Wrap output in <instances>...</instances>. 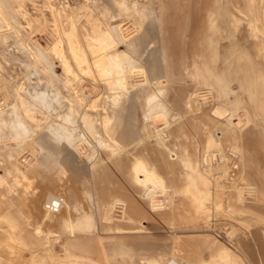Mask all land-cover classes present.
I'll return each mask as SVG.
<instances>
[{
    "label": "rangeland",
    "instance_id": "374dc122",
    "mask_svg": "<svg viewBox=\"0 0 264 264\" xmlns=\"http://www.w3.org/2000/svg\"><path fill=\"white\" fill-rule=\"evenodd\" d=\"M1 1L3 2V6L0 4V108L3 109L0 112V126L6 127L13 135L14 133L17 135H14V137L0 136V175L2 177L0 185V241L6 244L5 246L0 244V264H46L48 263L46 261H49L45 258V254L47 253L43 251L38 253L35 256L36 258H34L35 260L32 259L33 261H31V252L39 251L40 248L45 250L46 246L50 247L52 245L54 238L63 237L64 227L61 226V223L64 219H71L75 222L83 213H86L93 216L96 227H99L97 206L105 199L104 191L110 190L112 193H116L124 198H131L134 194L133 198L136 197L138 200L137 205L143 203L147 205L146 201H142L137 197L138 189L130 183L131 181H129L128 177L119 174L114 168H111L112 173H109L107 178L113 185L109 186L107 184L103 192L95 180L92 178L89 180L91 169L87 154L90 153L97 155V157H104V153L100 151L103 149L99 147L95 137H93L94 121L98 119L101 122V131L105 135L106 132L104 133L102 129L101 120L103 117L102 106L106 102L109 104L110 109L116 110L113 105V98L121 94L126 86L123 77L122 79L119 77V71L113 63L107 64L103 62L99 68L96 67L97 62L106 60L107 56L114 50L113 47L107 45L105 42L104 37H106V34L104 32L105 26L110 21L109 13L111 14L112 12L114 14L116 11L119 12V5L118 0H108L111 3L108 9L105 7V0H101L102 2L96 4L93 1L97 0H70L71 3L74 2L72 5L76 6L73 7L70 4V7L66 11L68 17L64 14V17H62L64 19L61 18L59 23L67 29L68 34L73 36L70 37L71 35H69L70 40L72 42L75 40L79 43L73 42L74 48H71L72 50L64 44H60L55 53L50 48L45 50L46 38L43 35L45 33L42 32V29L49 30V27L52 29V24L46 27L44 25V28H40L43 27V24L39 25V23L37 25L32 24L31 28L21 23V26H18L20 24L15 25L17 18L15 15L9 13L11 11L10 6H8L10 4L9 1ZM151 1L154 2L152 3L153 5H148L147 1L141 4L139 16L135 19L140 21L142 25V30L138 35H142L141 33L144 32L151 37V41L148 38L144 39L145 43H151V48L146 50L144 54L141 47H136V51L142 52L140 54L144 57L140 62L142 63L143 61L147 73L148 71L156 70L161 65V54L158 52V49L161 50L162 47H165L169 56L166 58V69H169L182 79L179 82L180 85H183L179 89V91L183 90L181 93H186L193 88L195 84L190 76L195 74V78L199 81L211 79L217 86L221 85L220 78L223 73L217 72L222 70L224 49L233 43L232 38H235L234 35L237 34L236 37L242 42H244V38L246 39L247 50L256 49L253 44L249 45V43L256 42L250 38L251 33L247 29L246 23H243L242 29H237V31L240 30L237 33V31L234 32V27L237 26V23L232 18L227 17L225 21L219 20L221 22H218L221 30H209L210 11L214 2L213 0ZM253 1L256 2L258 13L263 18L264 4H261L260 0ZM232 2L233 4L230 6L231 11L239 19L238 15L240 11L245 10L246 0H232ZM86 20L88 21L86 22ZM20 21H17V23ZM124 24L123 29L129 25L128 21L124 22ZM23 26L24 29H22ZM17 27L19 29L21 27L22 30H25L27 27L29 31L27 30V33L26 30L24 32ZM68 28H70L73 34L70 33ZM76 33L79 34L80 38H76L74 35ZM208 36L217 44V51L215 48V55H212L213 60L214 56H217L216 64L213 66L214 70L209 68L208 64L204 63V61L200 64L198 58L201 52L204 51V55L207 51L205 50V45L203 47V42ZM53 52L55 54L60 52L64 55L65 61L68 64L67 68L64 65L62 66L63 63L57 58L58 55H55ZM208 54L209 52L207 51L206 56ZM210 59L211 57L208 59V62H211ZM77 61L80 62L77 63ZM263 62L260 65L262 69L264 68ZM6 63H10L11 69L12 67L15 69L7 70ZM195 63H199L200 67H195ZM249 63L250 61L246 59V64ZM125 74L128 77V82L131 83L134 75L129 71H126ZM113 80L115 82L120 80V87H118L119 84L117 86L115 84L112 90H109L111 92H109L106 86ZM179 84L172 85L177 88L180 86ZM150 85L158 86L161 84L156 80L155 83ZM184 89L186 90L184 91ZM80 90L86 92L87 95L85 97H90L87 101L77 96ZM152 91L156 95L153 101L157 102L161 100L159 104L155 105L154 111L163 105L168 106L170 103L172 104L168 96H171L170 99L175 97L173 89H152ZM133 106L135 107V120L133 123L129 121L133 125L130 128V132L141 134L138 136L141 140L154 141L153 136V138H150V136L145 138L146 136H143L142 123H144V111L140 112L139 105L138 107L136 105ZM172 106L174 105L172 104ZM125 108V106L122 107L123 111ZM261 108L264 109V107ZM186 110L188 112L187 108ZM188 114L191 113L188 112ZM182 116L186 120V116ZM262 118L264 119V116ZM147 124L143 126V129H148ZM149 124L155 129L160 127V122L157 120H153V123L151 121ZM195 124H202V122H194ZM208 125L215 132V125H212V123H208ZM259 126L260 128L262 127L260 121ZM185 129L189 136H191V132H193V135L202 134L196 125L192 130L186 125ZM4 132L7 133L8 131ZM110 137L112 140H115V137ZM213 138L216 139V136ZM259 139L264 144V136L260 135ZM200 140L201 142L204 140L203 136H200ZM63 143L71 146L69 153L66 151L60 152L61 148L55 147ZM15 145L21 148L20 153L14 157L13 154L9 156L10 152H13ZM72 145L78 151L72 149ZM96 145L98 146L95 147ZM88 146L90 148L94 146V151H92V148L89 149ZM211 148L214 151H218L214 153L207 152L209 156H215L213 157L215 163L212 161L213 167L211 166V170L214 171L210 172L208 167V169H205L207 171L203 173L208 178L204 177L203 180L206 182V185L208 184L206 186L207 190H205L206 192H197L194 196V199L199 203V213L203 214L207 210L211 216L210 219L213 224L212 232L207 233L215 236L226 246L230 244L229 242H233L239 246L242 252L244 251L242 257L245 259L246 264H260V255L263 254L264 256V226L259 222L248 221L240 215H231L229 213L228 209L232 205V201L229 197L223 195L225 193L222 190L225 189V186L220 184L221 179H209L212 176L218 177L219 173L227 171L226 168L223 169L221 167L222 162L227 163L228 158L225 155L222 156L221 150L216 146H212ZM258 153L259 161H262L263 165L261 169L264 172V147ZM156 155L150 153L151 160H156ZM11 156L12 160L9 158ZM51 156L52 158L49 159ZM202 156L203 153L201 154V161ZM26 157L32 161L28 167L26 166L30 163V160H25ZM7 160H11V163ZM196 160L198 161L197 158ZM126 162L129 163V161ZM202 162L204 163V161ZM196 163L195 166L197 167ZM15 172L16 174H21L20 172L24 173L25 178L17 182L13 177ZM215 174L216 176H214ZM87 181H90V183ZM242 183L245 185L244 180H242ZM154 185V190L151 193L162 191L157 184ZM199 185L202 186L203 184L200 183ZM104 186L105 184L101 185L102 189ZM241 186V184H233L230 191L239 189ZM51 195L59 198V209L52 207L53 205H51L50 209L45 208L47 199ZM213 196L215 197V206L210 211L205 208L210 206ZM151 197H153V194H151ZM217 202L220 206L216 205ZM117 205L122 208L121 204L118 203ZM240 208L242 207L240 206ZM114 210L115 208L112 214ZM150 220L159 221L156 216H152ZM161 222L160 219L159 231H161V234L150 235V239L147 240H150L148 242L152 249L165 251L163 247L168 243V237L166 236L168 225H164ZM233 231L234 233L231 234L230 232ZM131 237H129L130 242L133 241ZM56 244L50 253L52 252L54 256L60 257L61 248H59V243ZM158 246L161 248H158ZM154 253L155 251L151 250L149 255L153 256ZM54 260L59 261L57 258H54Z\"/></svg>",
    "mask_w": 264,
    "mask_h": 264
},
{
    "label": "crops",
    "instance_id": "0c3cea01",
    "mask_svg": "<svg viewBox=\"0 0 264 264\" xmlns=\"http://www.w3.org/2000/svg\"><path fill=\"white\" fill-rule=\"evenodd\" d=\"M152 3L154 2L151 0L147 1L148 5H153ZM209 25H211L210 22ZM239 29L242 28L239 27ZM209 30L212 31L210 26ZM239 31L240 30H238L237 33ZM236 35L235 38H232L233 43L227 46L223 52L224 64L222 65V70L217 73L227 74L225 77H223L224 74H222L223 81L220 86H217L211 79L199 81L197 78H195V74L190 76L195 84L193 88L186 93H181L183 90L179 91V89H181L183 85H180L179 82L182 79L175 73H172L169 69H166V58L169 56L165 47H162L161 50L158 49V52L161 54L160 59L162 63L157 67L156 70L154 69L147 72V82L153 84L157 79L161 85L152 86L153 90L167 88L169 90L173 89V92L175 91V97L170 99L171 96H168V99L172 101V104L175 106V111H177L179 115L186 116V125L191 130L196 125V127L199 128L200 133L205 131L210 133L209 135H212V137L221 136L223 138L224 141L222 146V156H227L228 161L227 163L223 161L221 168H230L232 171L230 172V176H226L224 173H219L218 177L212 176L209 179H221L220 184L225 186V189L222 190L225 193L223 195L229 197V199L232 201V205L228 209L231 215H240L246 218L248 221L259 222L264 226V172L261 169L263 165L262 161H259L258 153V151L264 147L263 142L259 139L260 135L264 136V130L260 128L258 123L262 119V116H264V109L260 107L264 96L262 95L261 91L262 87L257 81V78L259 77L258 72L259 74L263 73L264 68L262 69V67H260V59H256L258 57L257 50L255 48L247 50L246 39L244 38V42H242L236 37ZM147 36L151 41V37H149V35ZM213 41L214 40L208 36L203 42V47L205 45V50H207L209 54L206 56V51L203 55V51L200 55H198L200 60L199 63L202 64L204 61V63H207L209 68L212 69L217 60V56H214V60L212 56L215 55V48L217 47V44H215ZM231 46L233 49H231ZM247 55L250 57V60H248L250 61L249 64H246ZM252 56H254V59ZM210 57L211 62H208ZM199 63H195V67H200ZM177 83L180 86L175 88L172 84ZM198 87L211 89L215 98L219 97V89L222 91V103L217 101L214 108L207 112L205 117L202 115L188 114L186 110V104L189 95L194 88ZM185 90L186 89H184V91ZM234 94L237 96L235 95V97ZM159 101L153 102V104H159ZM130 103L132 105H136L137 107L139 105L140 112L144 110V107L142 106H146L147 104L145 97L133 98ZM127 104H129V102ZM218 107L221 109V111H215V108ZM232 112L236 114L235 116L237 118L242 116H250L249 119L252 120L253 123L249 128L243 129L242 131H238L237 129H229L227 120ZM129 119V121H132V123L134 122V116L132 113L129 114ZM200 121L202 124L194 125V122ZM132 123H129L131 127H133ZM208 123L215 125V132L214 130L210 129ZM135 130L137 131V129ZM4 131L8 132L5 133ZM134 133L137 137L141 135L138 132ZM14 135L17 134L14 133ZM14 135L9 129H6V127L0 126V136L14 137ZM18 135L20 134L18 133ZM144 135L145 134H143V136ZM190 135L193 136V132H191ZM232 136L237 138V143L239 145L237 143L233 144L224 139L226 137ZM153 142L154 141L145 145L137 144V146H130L122 153L116 155H113L112 152L100 150L104 153L103 158L97 157V155L94 154H87L89 167L91 169L89 180L91 178L95 180L102 192L106 188L107 184H109V186L113 185V183L110 182L109 179L107 180V178L109 173H112L111 168H114V170H116L119 174L126 175L128 177L129 181H131L130 183L138 189V194H136L137 197L142 201H146L147 205L142 202L143 204H140V208V205H137L138 200L136 197L133 198L134 194L131 196V198H124L117 195L116 193H112L110 190L104 191L103 194L105 195V199H103L101 204L97 206L98 221L100 223L99 227H96L93 216L86 213H83V215H81L75 222H73L71 219H64L61 223V226L64 227L63 237L54 238L52 245L50 247L46 246L45 250L40 248L39 251L31 252V261L35 260V256L43 251L44 253H47L45 254V258L49 260L46 261L48 262L46 264H246L245 259L242 257V254L244 255V251L242 252L239 246L235 245L233 242L232 245L231 242H229L231 244L228 245L231 247L229 248L224 243L219 241V239H217L215 236L207 233L212 232L213 224L212 220L210 219L211 216L207 210L203 214L199 213V203L194 199L196 193L195 189L194 193L192 194L189 192L187 193L186 191V186H194L197 183L200 184L204 177L208 178L207 175L205 176L203 173L204 171H207L205 169L208 168L201 161V154L204 152L214 153L218 151H214L208 146H205V151L203 148L204 146L190 145L187 152L192 154L193 158L198 159L196 163L197 167L193 168L194 170L191 174L188 169V165L167 161V152L165 147L160 146L159 144H153ZM55 147L61 148L60 152L66 151L68 153L69 149L71 148L70 145H65L64 143ZM88 148H92V151H94V146L91 148L88 146ZM72 149L78 151L74 146ZM20 151L21 148L15 145L13 152H10L9 156L11 154H13V157L17 156ZM56 151L58 152V150ZM176 152L182 153L184 150L180 149ZM150 153L157 154V159L151 160ZM9 158L12 160V156ZM51 158L52 156L49 157V159ZM243 158H245V162H243ZM26 159L30 160V163L26 166L28 167L32 161L27 157L25 160ZM11 160L7 161L11 163ZM126 161H129V163ZM192 163L195 164L194 162ZM136 165L139 166L138 171L140 168H142L143 170L140 171H145L146 173L152 175V178H158L157 180L161 182L163 190H160L157 193H151L154 190V184L151 183L148 178L147 180L142 177L145 179L142 180L140 176L143 175H138L141 172L139 171V173H137L138 171H136ZM257 168L261 171H259ZM20 173L21 174H16L15 172L13 175L17 182L25 178V174L22 172ZM135 173L137 175H134ZM214 176H216V174ZM242 177H244L246 183L252 185L255 190L252 198H249L246 194H243V198L240 197V199H238V192H236L238 191V188L236 190L234 189L230 191L231 185H235L236 182L237 184H244L242 183ZM87 182L90 183V181ZM1 183L2 177L0 175V185ZM102 184H105L103 189L101 187ZM165 193H167L168 196L167 194L165 195ZM151 194H153L154 201L149 198L151 197ZM214 198L215 197L213 196L210 206L206 207L205 209L210 211L212 210V208L215 206ZM167 199L171 200L170 204H164ZM58 202L59 198L51 195L47 199L45 208L50 209L51 205H53L52 207H57V209H59L60 204ZM118 203L121 204L122 208L117 205ZM216 205L220 206L218 202ZM240 206L242 208H240ZM112 208H115L113 215H108L107 210ZM68 209L70 210V208ZM152 216H156V218L158 217L159 221H152L154 220V217L152 220H150ZM160 219L164 225H168V231L166 234L168 237V243H166L163 247V250L165 251H162L161 249H152L148 242L150 240H147L150 239V235L161 234V231H159ZM124 224L130 227L127 228ZM192 230L198 231L192 232ZM230 233L233 234L234 231ZM14 236L18 238L16 234H14ZM130 236L133 238V241L131 242L129 239ZM54 242L59 243L61 248L60 257L54 256L52 252L50 253L54 245H57L54 244ZM0 244H3L4 246L6 245L3 241H0ZM243 247H245V245H243ZM158 248L161 247L158 246ZM151 250L155 251L153 256L149 255ZM229 253L232 256V260L230 259ZM248 253L252 255L250 251H248ZM222 255H224L223 258H221ZM225 257L226 259L228 258L227 261L230 260V263H225ZM54 258L59 259V261L54 260ZM224 259L225 261H223ZM259 260L260 264L264 263L263 254L260 255Z\"/></svg>",
    "mask_w": 264,
    "mask_h": 264
},
{
    "label": "bare ground",
    "instance_id": "6f19581e",
    "mask_svg": "<svg viewBox=\"0 0 264 264\" xmlns=\"http://www.w3.org/2000/svg\"><path fill=\"white\" fill-rule=\"evenodd\" d=\"M4 1H6V0H4ZM8 1L10 3V4L8 3L9 4L8 6H10V8H11V11L10 12L8 11V12L12 15H15V17L17 18V19L16 18H13V19H16L17 21L21 20L19 23H17V21L14 20L16 22L15 25L21 23L22 25L24 24L27 27L31 28L32 24L37 25V23H39V25L43 24V27H40V28H44V25L46 27V26L52 24V26H53L52 29H50V27H49V30L48 29H42V32L45 33L43 35H45V38H46L45 50L50 48L51 50L53 49V51L56 53V50L58 49L57 47L60 44H64L67 48L73 49L74 48L73 42H78L75 40L72 42L70 40L71 38H69V35H71V34H68L67 29L63 25H60V23H59L60 19L62 17H64V14L66 15V11L70 7V4L72 5L74 2L71 3L70 0H8ZM146 1H149V0H118V5H119L118 11L119 12L116 11L114 14L112 12H111V14L109 13L110 21L108 22V25L105 26L106 29H105L104 33L106 34V37H104V38H105V42L107 43V45H110L111 47H113L114 50L111 51V53L107 56L106 60H101L100 62H97L96 67L99 68L103 64V62H106L107 64L113 63V65H115V67H117V70L119 71L118 72L119 77L121 79L123 77V80L125 81L126 86L123 89V92H121V94L116 95L113 98V100H114L113 105H114L116 110L110 109L109 104L106 102L103 104V106H102L103 117L101 120H102V129L104 130V133L106 132V134L103 135V133L101 131V122H99V120L97 119L94 121L95 126L93 127V133H94L93 137H95V139H96V141L99 144V147L101 149H103L105 151L113 152L112 153L113 155L120 154L124 150H126L128 147L133 146V145L137 146V144H140V145L149 144L150 141H146L144 139L141 140V138H138L137 136H135L134 132L131 133L130 132L131 126L129 124V120H130L129 114L132 113V115L135 116V107L130 103L131 100L133 98L145 97L147 104H146V106H142V107H144V110H143L144 111L143 112L144 113L143 114L144 123H142V133L145 134L144 137L145 136H146L145 138H148L147 136H150V138L154 137L153 144H156V145L159 144L160 146L165 147V150L167 152V161L176 162V163H183L184 165H188V167H189L188 169L192 174V172L194 170L193 168L194 167L196 168L195 164H193L192 162L196 163L197 160H196V158H193L192 154L187 152L188 147L190 145H202V146H204L203 148L205 150V146H208V147H212V146L215 147L216 146L222 152V145H223L224 140L221 136H216V139H214L212 137V135L211 136L209 135L210 133H207L205 131H203L202 134L198 133V134H195L193 136H189L186 132V129H185L186 128L185 119L183 118L182 115H179V113L177 111H175L174 106H172L171 103L168 106L163 105L158 110L154 111L156 104H153V102H154L153 100H154V98H156V95L153 93V91L151 89L152 86L150 85V83L147 82V73H146V69L144 68L143 61H142V63L140 62V60H142V58L144 56L142 54H140L142 52H139L138 50L136 51V47H141L143 54H144V52H146V50L151 48V43H145V41H144V39L148 38V36L144 32L141 33L142 35H138V33L141 32V30H142V25L140 24V21L135 20L136 17L139 16L138 14H139V11L141 10V4L143 2H146ZM213 1L214 2L212 5V8H211V11H210V23H211L210 28H211V30L212 31L219 30L220 28H219L218 24L222 20L225 21V18H227V17L232 18L237 23V26H235V24H234V26H235L234 31H237V29L239 27L242 28L243 23H246L245 25H247L246 27L249 30V32L251 33L250 38H252V40H254L256 42V43H254V42L252 43L253 46H255L257 49L258 58H256V59L258 60L260 58V61L263 62L264 61V16H263V18L260 17V15L258 13V8H257L256 2L253 0H246L245 10L240 11V13L238 11V13H239L238 17H240L238 19V18H236V16L231 11L230 6L233 4L232 0H213ZM100 2H102V1L101 0L100 1L99 0L93 1V3H95V4L100 3ZM260 2H261V4H264V0H260ZM0 4H1V6H3L2 1L0 2ZM75 6H73V7H75ZM110 6H111L110 1L105 0V7H107L109 9ZM73 7H72V9H74ZM7 8H9V7H7ZM5 11L7 12V10H5ZM66 16L68 17V15H66ZM62 19H64V18H62ZM219 20H221V21L219 22ZM229 20H231V19H229ZM87 21L88 20H86V22ZM126 21H128L129 25L127 28L125 27L123 29V26H125V24L123 25V23ZM11 22H12V20H11ZM21 24L18 26H21ZM62 24H64V23H62ZM8 26H9V24H8ZM27 27L25 28L26 32L28 30ZM22 29H24V26L22 27ZM22 29L20 27L19 30H22ZM68 29L70 30V28H68ZM25 30H22V31L25 32ZM76 30H77V28H76ZM38 32L40 33V31H38ZM224 32H225V30H224ZM70 33H72L71 30H70ZM77 33L74 35L76 36V38H80L79 34H77ZM51 34L53 37L51 36ZM55 36L57 39L55 38ZM70 37H73V36L71 35ZM42 39H43V37H42ZM236 43H238V42H236ZM249 45H250V43H249ZM231 49H233L232 46H231ZM34 53H35V51H34ZM55 55H58L57 58H59V60L63 63L62 66L64 65L67 68L68 64H67V61H65L64 55L60 52L58 54H55ZM252 57L254 59V56H252ZM57 58H55V59H57ZM78 59H80V58H78ZM246 59L250 60V57L247 55ZM79 62L80 61H77V63H79ZM6 64H7L6 65L7 70H14L15 69V68L13 69V67L11 69V65H9L10 63H6ZM85 64H87V63H85ZM126 71H129L132 75H134L133 76L134 79L131 81V83L128 82V79H127L128 77L126 76L127 73L125 74ZM68 72H69V70H68ZM88 74H89V72H88ZM223 74H224L223 77H225L227 73H223ZM14 75H16V74L14 73ZM258 75H259V77L257 78V81L259 82L260 86L262 87L261 91H262V95L264 96V74L263 73L259 74V72H258ZM223 77L220 78V82L223 81ZM9 78H10V76H9ZM107 79H109V78H107ZM11 80H13V79H11ZM120 80H117L116 82L114 80L109 82L106 86L108 91L112 90L113 85L115 86V84H116V86H117V84H119L122 81V80L121 81ZM118 87H120V84ZM96 91H97V88H96ZM109 92H111V91H109ZM118 93H119V91H118ZM99 94H100V92H99ZM85 95H87L86 92H83V90H80L78 92L77 96H80L87 101L90 97H85ZM218 95H219V97L215 98L211 89H209V88H204V87L203 88H200V87L194 88L193 91L191 92V94L189 95V98H188V101L186 104V108L188 109V112H190L192 115L193 114L194 115H202L205 117L206 113L209 112L212 108H214L217 101L219 103H222V97H221L222 91L218 92ZM235 95L236 94H234V96ZM96 96H98V95H96ZM240 97H241V95H240ZM105 101H106V99H105ZM128 102H129V104H127ZM123 106L126 107L124 111L122 109ZM260 107H264V98L261 101ZM254 108H256V107H254ZM2 109L3 108H0V112L2 111ZM226 109H227V107H226ZM215 111H221V109L218 107V108H215ZM235 115L236 114H234V112H232L230 117L227 120V124H228L229 129H237L238 131L239 130L242 131L243 129L249 128L251 126V124L253 123V121L249 119L250 116H244V117L242 116L243 118L242 117L237 118ZM0 116H1V113H0ZM136 119H137V117H136ZM153 120H157L158 122H160V124H159L160 127L158 129H155L154 127L150 126L149 122L151 123V121H152V123H153ZM145 122H146V124L148 123L147 124V126H148L147 130L143 129V126L146 125ZM260 125L262 126L261 127L262 130H264V119L263 118L260 120ZM238 133H240V132H238ZM261 134H262V132H261ZM110 136L115 137V140H112ZM200 136H203V138H204V140L202 142L200 140ZM225 136H226V133H225ZM224 139L226 141L233 143V144L237 143V138H234L233 136L232 137H226ZM240 144H241V142H240ZM97 146L98 145H96L95 147H97ZM99 147H98V149H99ZM95 149H97V148H95ZM180 149L184 150V152L177 153L176 151L180 150ZM213 157H215V156L214 155L209 156L207 152H204L203 156H202V161H204V164H206V166L209 168L210 172L214 171V170H211L212 163L214 162ZM216 157H217V155H216ZM245 161L246 160L244 158L243 162H245ZM138 167L139 166H137L136 171H138ZM183 169H185V168H183ZM140 170H143V169L140 168ZM139 171L137 173H139ZM231 171L232 170L230 168H227V171H225L224 174L227 176H230ZM243 171H245V170H243ZM259 171H261V170H259ZM140 172L141 173H139L138 175L142 174L143 176H140L141 178L142 177H144L145 179L148 178L151 183L157 184L163 190L161 182L159 180H157L158 178L157 179L152 178V175L146 173L145 171L144 172L140 171ZM240 172H241V170H240ZM134 175H137V174L135 173ZM136 177H138V176H136ZM195 177H196V175H195ZM144 178H142V180H145ZM242 180L245 181V185L243 184L241 187H239V189H238L239 191H237L238 192L237 195L239 196L238 199H240V197L243 198V195H242L243 193L248 195L249 198L250 197L252 198V196L254 195L253 193L255 192L254 188L252 187V185L246 183V180L244 179V177H242ZM139 181H141V180H139ZM150 182H148V183H150ZM192 182H193V180H192ZM205 183L206 182H204V180L203 181L201 180V184H203L202 186L201 185L198 186V183L194 186L193 185L192 186L191 185L186 186V191H187V193L188 192L190 193V192H194V189H195L196 194H197V192H204L205 190H207L206 186L208 185V184L206 185ZM240 192L241 193L243 192V193L241 194ZM166 194L167 193H165V195ZM167 196H168V194H167ZM149 198H151L154 201L153 197H149ZM170 201L171 200L167 199L164 204H170ZM156 206H157V204H156ZM112 212H113V208L107 210L108 215H113ZM186 216H188V215H186ZM231 229L233 230V228H231ZM231 234H228V235H231ZM55 241H57V240H55ZM56 243L57 242H55V244ZM231 244H232V242H231ZM59 248H60V246H59ZM230 253H231V251H230ZM230 253H229V255H230ZM232 254H234V253H232ZM223 256L224 255H222L221 258H223ZM226 257H225V259H226ZM231 257L232 256L230 255V259H231ZM225 259L223 261H225ZM227 259H226L225 263L230 261V260L227 261Z\"/></svg>",
    "mask_w": 264,
    "mask_h": 264
}]
</instances>
